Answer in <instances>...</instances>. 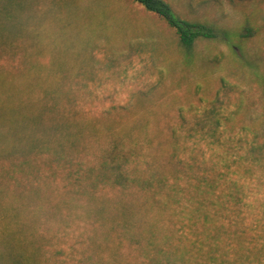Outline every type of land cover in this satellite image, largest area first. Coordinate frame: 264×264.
Listing matches in <instances>:
<instances>
[{
	"label": "rangeland",
	"instance_id": "374dc122",
	"mask_svg": "<svg viewBox=\"0 0 264 264\" xmlns=\"http://www.w3.org/2000/svg\"><path fill=\"white\" fill-rule=\"evenodd\" d=\"M164 1L207 34L192 52L136 0H29L0 34V254L264 264V155L197 123L216 102L264 143V0Z\"/></svg>",
	"mask_w": 264,
	"mask_h": 264
},
{
	"label": "trees",
	"instance_id": "16d2710c",
	"mask_svg": "<svg viewBox=\"0 0 264 264\" xmlns=\"http://www.w3.org/2000/svg\"><path fill=\"white\" fill-rule=\"evenodd\" d=\"M143 4L149 11L162 16L171 27H173L180 38L181 47L188 53L192 52L195 42L202 37H207L203 31L196 25H191L180 19L173 8L164 0H136ZM29 5V0H1L0 1V34H15L21 30L24 25V17ZM14 29V31L12 30ZM12 30V31H8ZM197 123L208 137L214 142L222 145L223 150L228 153L229 150L240 156V148L243 143L250 144L249 152L252 154L264 155V143L258 142L257 133L253 134V140H249V133L243 131L231 135L224 126V119L220 107L216 102L207 108L202 116L198 118ZM246 140V141H245ZM235 143H240L236 147ZM242 143V144H241ZM111 163L114 169H118L116 181L123 183L126 180L124 173H121L122 160L129 157L118 145H114L109 152ZM121 160V161H120ZM5 254H0V264H29L27 255L19 249L14 241H9L7 246L3 247Z\"/></svg>",
	"mask_w": 264,
	"mask_h": 264
}]
</instances>
